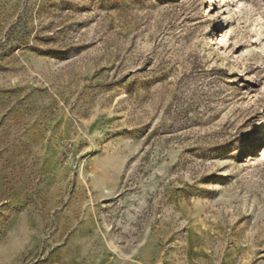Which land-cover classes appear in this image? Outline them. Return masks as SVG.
<instances>
[{
    "label": "rangeland",
    "instance_id": "1",
    "mask_svg": "<svg viewBox=\"0 0 264 264\" xmlns=\"http://www.w3.org/2000/svg\"><path fill=\"white\" fill-rule=\"evenodd\" d=\"M0 264H264V0H0Z\"/></svg>",
    "mask_w": 264,
    "mask_h": 264
}]
</instances>
